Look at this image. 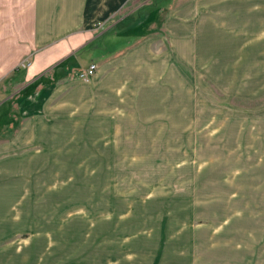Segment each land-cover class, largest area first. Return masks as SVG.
Segmentation results:
<instances>
[{"label":"rangeland","instance_id":"rangeland-1","mask_svg":"<svg viewBox=\"0 0 264 264\" xmlns=\"http://www.w3.org/2000/svg\"><path fill=\"white\" fill-rule=\"evenodd\" d=\"M201 20L180 30L172 64L160 60L155 31L119 56L108 83L73 78L37 160L66 166L68 193H83L68 195L69 209L114 204L146 221L163 264H264V43L252 48L257 60L245 59L249 44L237 59L239 46L224 35L208 51ZM88 251L74 263L93 264ZM140 257L149 263L152 254Z\"/></svg>","mask_w":264,"mask_h":264},{"label":"crops","instance_id":"crops-1","mask_svg":"<svg viewBox=\"0 0 264 264\" xmlns=\"http://www.w3.org/2000/svg\"><path fill=\"white\" fill-rule=\"evenodd\" d=\"M199 13L208 51L224 35L239 46L237 59L248 44L245 59L259 58L252 48L264 43V0H0V264H73L88 248L93 264H163L159 234H148L146 221L129 209L117 213L114 204L69 209L68 195L83 193H68L66 166L52 170L37 159L45 156L52 114L67 108L80 70L96 63L95 76L108 83L119 56L155 31L160 60L172 64L180 30L194 28ZM107 39L124 43L108 48ZM146 235L154 243L141 250ZM141 253L152 254L149 263Z\"/></svg>","mask_w":264,"mask_h":264},{"label":"built area","instance_id":"built-area-1","mask_svg":"<svg viewBox=\"0 0 264 264\" xmlns=\"http://www.w3.org/2000/svg\"><path fill=\"white\" fill-rule=\"evenodd\" d=\"M97 70H98L97 64L96 63H91L85 69L80 70L76 74V79L80 80L81 82L87 83L93 77H95Z\"/></svg>","mask_w":264,"mask_h":264}]
</instances>
